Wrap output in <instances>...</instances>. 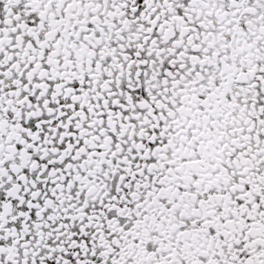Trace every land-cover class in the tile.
<instances>
[{"label":"snow or ice","instance_id":"6c2138e0","mask_svg":"<svg viewBox=\"0 0 264 264\" xmlns=\"http://www.w3.org/2000/svg\"><path fill=\"white\" fill-rule=\"evenodd\" d=\"M0 264H264V0H0Z\"/></svg>","mask_w":264,"mask_h":264}]
</instances>
